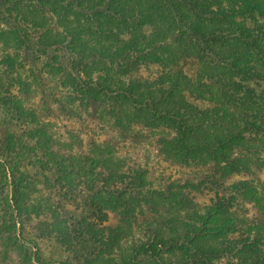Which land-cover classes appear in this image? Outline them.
Wrapping results in <instances>:
<instances>
[{
	"label": "trees",
	"instance_id": "obj_1",
	"mask_svg": "<svg viewBox=\"0 0 264 264\" xmlns=\"http://www.w3.org/2000/svg\"><path fill=\"white\" fill-rule=\"evenodd\" d=\"M0 8L9 26L0 27V41L30 47L29 31L40 30L36 51L54 52L56 62L65 57L66 67L57 66L56 73L63 74L73 100L104 105L120 129L141 124L172 130L158 139L166 158L184 165L215 162L225 179L250 171V155L264 149V90L255 88L264 82V24L247 22L264 18V0H0ZM182 58L198 60L195 78L179 67ZM2 61L15 67L11 55ZM148 64L163 71L154 79L132 75ZM13 82L23 89L20 78ZM187 94L213 105L202 108ZM0 108L15 126L35 124L15 132L9 120L0 138V199L12 210L11 221H0L3 260L14 249L19 264L46 263L39 253L33 256L21 235L24 220L48 213L51 219L37 226L39 237L86 256L87 264H112L108 255L133 234L134 218L149 210L171 215L149 225L152 233L117 264H226V257L235 264H264V197L249 181L231 184L225 197L198 210L181 190L150 188L146 170L125 171L108 145L93 143L87 156L61 154L47 129L36 125V112L16 94L0 93ZM28 161L59 194L57 203L40 197L28 203L38 189L22 168ZM81 194L90 213L64 218L62 198L77 201ZM248 203L254 214L240 215L238 208L248 213ZM110 212L119 215L114 227L105 226ZM87 240L100 248L88 252Z\"/></svg>",
	"mask_w": 264,
	"mask_h": 264
},
{
	"label": "rangeland",
	"instance_id": "obj_2",
	"mask_svg": "<svg viewBox=\"0 0 264 264\" xmlns=\"http://www.w3.org/2000/svg\"><path fill=\"white\" fill-rule=\"evenodd\" d=\"M247 22L251 26L264 24V18L258 17L256 20H248ZM0 27L9 29L1 14ZM149 31L150 29H148ZM40 32V30L33 29L29 31L32 38L29 42L30 47H17L15 41H10V43L0 41V93L16 94L26 108L36 112L38 120L36 125H43L53 136L55 150H58L61 154L73 153L87 156L92 151L93 143L101 144V146L108 145L125 164V171L130 172L132 169L146 170L148 179L151 182L150 188L167 189L170 187V189L181 190L198 210H202L203 207L211 204L219 197H225L229 193L228 189L231 184L240 180L249 181L264 197V166L260 164L259 160L261 159L264 162V149H261L259 153L250 155L252 158L250 171L234 174L225 179L219 177V166L215 162L184 165L166 158L159 150L158 139L163 132L173 134L172 130L168 128L149 129L141 124H135L126 130L120 129L115 127L112 121L108 119L103 110L104 105L96 103L91 105L80 104L79 101L73 100L71 89L63 83V74L56 73L57 66L62 64L66 67L65 57H60L61 61L56 62L51 57L54 52L49 55H42L36 51V42ZM8 55H11L15 60L13 69L2 61ZM179 67L188 76L195 78L200 64L196 58H182L179 61ZM161 71H163V68L160 65L148 64L142 65L132 75L136 78L154 79ZM16 78L22 80L24 90L21 89L20 85L14 84L13 79ZM251 85L255 86L254 83H251ZM255 88L258 91L264 90V82L256 85ZM187 97L191 102L202 108L213 105L210 100H198L190 94H187ZM9 120L13 121L10 129L15 132H24L35 126L32 122L25 123V121L19 124L20 126H15L17 121L5 117L0 108L1 139ZM24 124L25 126H23ZM235 153L239 154L240 149L237 148ZM22 168H26L31 179L37 182L38 189L32 191L28 203L34 202L38 197L49 199V201L55 203L59 201V194L53 192V188L42 183V180L39 179L41 177L40 171L31 164V161H28ZM4 196L9 199L12 198L10 192L5 191ZM85 197V194H81L77 201L62 198L61 215L64 218L73 215L79 219L80 216L89 214L91 209L87 206ZM190 207L192 208V205ZM245 207L248 208V213H244L241 208H238V213L247 217L252 216L256 209L249 203L245 204ZM8 212H12V210L9 209L6 199L4 203L0 199V221L4 219L11 221ZM164 215L170 216L171 213L167 214L166 211L153 213L146 210L144 215H137L134 218L133 234L122 240L121 247L115 253L108 255L109 258L113 259L111 263L117 264L121 258H129L133 248L152 233L148 226H155V223L161 220ZM14 218L15 222L18 223L19 216L16 213ZM50 219L51 215L47 213L39 218L32 216L31 220H24L26 225L21 239L31 247L33 256L36 257L39 253L40 260L46 262L43 264H59L56 261L60 260L67 261L70 264H87L83 260V257L86 256L78 257L75 252L74 255L73 252L59 245L54 239L39 237L37 228L39 222ZM118 222L119 215L110 212L109 220L105 223V226L114 227ZM17 226L19 228L21 225L17 224ZM18 233H20L19 229ZM1 242L0 239V264H19L17 252L14 249L9 252L11 258L7 260L1 258ZM33 242L37 245H34ZM85 246L89 250L88 252L100 248V244L93 240H87ZM75 251L81 254V250ZM138 258L145 259L143 254H138ZM236 261L233 257H226L222 260L226 264H235ZM96 264H102V262Z\"/></svg>",
	"mask_w": 264,
	"mask_h": 264
}]
</instances>
